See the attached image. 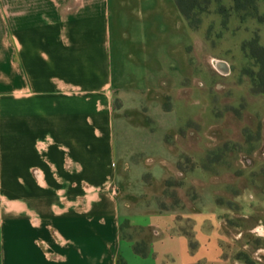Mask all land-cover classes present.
<instances>
[{
    "label": "crops",
    "instance_id": "obj_1",
    "mask_svg": "<svg viewBox=\"0 0 264 264\" xmlns=\"http://www.w3.org/2000/svg\"><path fill=\"white\" fill-rule=\"evenodd\" d=\"M194 45L176 0H0V264H264V190L161 207Z\"/></svg>",
    "mask_w": 264,
    "mask_h": 264
},
{
    "label": "rangeland",
    "instance_id": "obj_2",
    "mask_svg": "<svg viewBox=\"0 0 264 264\" xmlns=\"http://www.w3.org/2000/svg\"><path fill=\"white\" fill-rule=\"evenodd\" d=\"M187 1L194 78L164 105L180 117L166 138L178 168L162 197L174 210L230 199L231 187L264 190V58L252 45L264 47V0L245 21L231 0Z\"/></svg>",
    "mask_w": 264,
    "mask_h": 264
},
{
    "label": "trees",
    "instance_id": "obj_3",
    "mask_svg": "<svg viewBox=\"0 0 264 264\" xmlns=\"http://www.w3.org/2000/svg\"><path fill=\"white\" fill-rule=\"evenodd\" d=\"M179 8L182 12V15L184 16L185 20L189 23L191 27V16L188 11L189 3L186 0H176ZM234 5L236 12L242 14L241 20L245 21L248 18H257V8L255 6L256 0H231ZM194 5V4H193ZM260 23H263L264 21L259 19ZM254 48L258 51L259 54L264 58V47L259 44V39L254 40V43L252 44ZM253 58H257V55H254ZM170 181L167 183V189L170 187ZM166 189V190H167ZM162 210H166L167 207L164 205L163 202H161Z\"/></svg>",
    "mask_w": 264,
    "mask_h": 264
},
{
    "label": "bare ground",
    "instance_id": "obj_4",
    "mask_svg": "<svg viewBox=\"0 0 264 264\" xmlns=\"http://www.w3.org/2000/svg\"><path fill=\"white\" fill-rule=\"evenodd\" d=\"M219 66V65H218Z\"/></svg>",
    "mask_w": 264,
    "mask_h": 264
}]
</instances>
